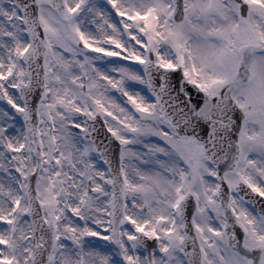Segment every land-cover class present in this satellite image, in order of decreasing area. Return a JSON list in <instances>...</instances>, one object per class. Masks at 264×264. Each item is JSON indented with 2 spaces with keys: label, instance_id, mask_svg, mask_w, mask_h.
I'll use <instances>...</instances> for the list:
<instances>
[{
  "label": "snow or ice",
  "instance_id": "snow-or-ice-1",
  "mask_svg": "<svg viewBox=\"0 0 264 264\" xmlns=\"http://www.w3.org/2000/svg\"><path fill=\"white\" fill-rule=\"evenodd\" d=\"M0 264H264V0H0Z\"/></svg>",
  "mask_w": 264,
  "mask_h": 264
}]
</instances>
